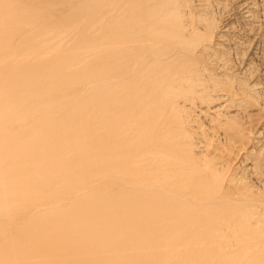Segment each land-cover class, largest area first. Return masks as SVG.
I'll return each mask as SVG.
<instances>
[{
    "label": "bare ground",
    "instance_id": "6f19581e",
    "mask_svg": "<svg viewBox=\"0 0 264 264\" xmlns=\"http://www.w3.org/2000/svg\"><path fill=\"white\" fill-rule=\"evenodd\" d=\"M210 2L0 0V264H264V109Z\"/></svg>",
    "mask_w": 264,
    "mask_h": 264
},
{
    "label": "rangeland",
    "instance_id": "374dc122",
    "mask_svg": "<svg viewBox=\"0 0 264 264\" xmlns=\"http://www.w3.org/2000/svg\"><path fill=\"white\" fill-rule=\"evenodd\" d=\"M218 1L219 0H216V3H215V0L214 1L211 0V2L209 0V2L211 3V6L213 7V8L210 7V13L212 12V9L214 11L211 13L213 16L214 22L221 23L220 24L221 28L219 27L220 29L218 28L217 31L220 32V31L224 30V26H225V28L226 27L231 28L230 31L226 32L229 37L226 36L227 39L225 38L226 39L225 40V51H227V52H225V63H227L226 67H228V63H230L229 64L230 68L229 67L226 68L225 72H227L228 74L230 73L231 75L230 74L229 75L232 76V78H234V79L244 81L245 84H249V85H253V84L257 85L258 84V86L255 87V90H254L255 93L247 92L248 95L247 94L246 95L248 96V99H251V98L254 99V97L258 94L256 96L257 98H255V100L256 101L258 100V102H260L259 105H261V103H262L261 107L264 109V19H263L264 18V0H228L225 3V7H226L225 10H221V8L218 6ZM247 3H249L248 5L251 6L250 10H252L251 14L252 15L254 14L253 18L250 16L245 17L246 15L243 13L245 11L243 6H244V4H247ZM215 6H217L218 8ZM215 8H217V11ZM57 10H58V12H57ZM59 10L60 9H55V10L52 9V11H49L52 13L48 12L49 13L48 16H47V14H48L47 12H46L47 14L44 12L46 14L45 15L43 13V11H39L37 14V17L42 18V17L46 16V18L47 17L49 18L51 15V18H53V16H55L56 14H58L60 12ZM220 10L222 11V13ZM255 15H256V17H255ZM254 17L256 18V20ZM48 18L45 20H48ZM216 19H218V20L216 21ZM248 26L250 27V29ZM252 28L253 29L255 28L254 31ZM217 31H216V33H217ZM19 32H20V34H19L20 36L22 34H24L23 29L18 31V33ZM19 35H17V36H19ZM231 37H232V39H231ZM230 40L232 43L230 42ZM215 42H216V40H215ZM226 59H227V61H226ZM227 70H229L230 72ZM234 79L232 80L233 83L237 84L236 80H234ZM245 84H242V85H245ZM242 85H240V87H243ZM256 88H257V90H256ZM247 110H248V112L247 111L245 112L246 118L243 119L244 121H241V122H243V126H247V127H244V131H245V133L250 134V138L254 139L253 141H255V142L260 141L259 144L257 145L258 147H256V148H257V150L259 148V150L262 149L260 151H263V148H264V145H263L264 144L263 143L264 142V129H263L264 128V118L262 117L263 113H259L256 116V114L253 110H251V109H247ZM250 112H252V113H250ZM261 118H262V120H261ZM247 120H248V122H246ZM245 128H246V130H245ZM251 130H253V131H251ZM246 131H248V132H246ZM259 132H261V134H262V135L260 134V137L258 136ZM260 143L262 146L260 145ZM248 164L249 163L247 162V165ZM262 170H264V169H262ZM262 176L264 177V174L261 175V178L263 179L262 181H264V178ZM249 177L250 176L246 177V180L255 181L254 177L251 176L252 179L251 178L248 179ZM254 184H255V186L257 185V183H254Z\"/></svg>",
    "mask_w": 264,
    "mask_h": 264
}]
</instances>
